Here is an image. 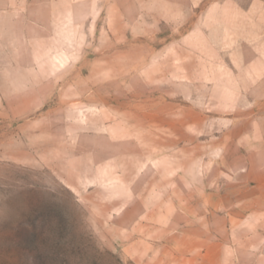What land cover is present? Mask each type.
I'll use <instances>...</instances> for the list:
<instances>
[{
  "label": "rangeland",
  "instance_id": "1",
  "mask_svg": "<svg viewBox=\"0 0 264 264\" xmlns=\"http://www.w3.org/2000/svg\"><path fill=\"white\" fill-rule=\"evenodd\" d=\"M0 264H264V0H0Z\"/></svg>",
  "mask_w": 264,
  "mask_h": 264
}]
</instances>
